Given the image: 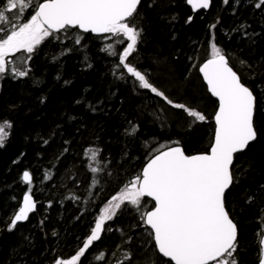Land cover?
<instances>
[{
    "label": "trees",
    "instance_id": "obj_1",
    "mask_svg": "<svg viewBox=\"0 0 264 264\" xmlns=\"http://www.w3.org/2000/svg\"><path fill=\"white\" fill-rule=\"evenodd\" d=\"M256 2L211 0L207 10L194 12L187 0H141L130 21L140 36L126 63L205 121L192 123L184 109L140 88L119 64L127 45L119 35L111 43L68 29L45 38L33 53L5 57L0 123L11 127L0 146V264L71 260L111 198L150 157L173 145L186 155L207 151L216 102L197 68L212 58V45L255 97L257 139L234 156L226 209L238 229L236 264L258 263L264 230V7L255 8ZM6 3L0 0V7ZM6 14L18 26L34 11L18 5ZM20 70L27 74L19 76ZM24 171L31 183L23 182ZM26 192L36 202L35 212L9 230ZM144 203L149 210L151 202ZM104 228L76 264H144L149 258L170 264L157 254L140 213L127 202Z\"/></svg>",
    "mask_w": 264,
    "mask_h": 264
},
{
    "label": "snow or ice",
    "instance_id": "obj_2",
    "mask_svg": "<svg viewBox=\"0 0 264 264\" xmlns=\"http://www.w3.org/2000/svg\"><path fill=\"white\" fill-rule=\"evenodd\" d=\"M140 3L141 0H7L0 7V32L3 33L0 35V73L6 71L5 57L21 50L33 53L36 46L53 33L78 28L97 34H122L128 43L118 54L119 64L138 81V86L150 90L172 107L184 109L189 117L194 118L192 123L205 121V115L184 104L173 103L150 83L144 73L126 63L140 36L139 30L130 22ZM187 3L196 11L208 9L211 0H187ZM224 3L227 4L228 0ZM18 5L22 9L32 8L34 14L17 26L6 13L13 12ZM254 7H264V0H258ZM188 20L190 22L192 17ZM8 25L13 28L10 33ZM76 43H80L79 36ZM106 47L113 46L109 44ZM110 55L117 53L113 51ZM199 71L207 82L208 91L219 102L214 116V140L209 151L186 155L181 147H169L150 158L141 173L111 198L83 247L63 264H76L85 250L100 239L101 231L107 230L104 222L111 220L126 202L140 213L143 223L151 230L149 235L155 242L156 252L167 258L170 264H209L210 261L236 264L233 253L238 229L226 209V191L235 179L231 172L234 154L245 150L250 142L257 139L255 97L215 45H212V58L200 65ZM17 74L23 77L27 73L20 70ZM6 127H11L8 121L0 123V146L8 135ZM135 131L133 127L129 134ZM92 158L95 159V153ZM91 171L97 172V169L92 168ZM22 179L26 184L32 181L28 171L23 172ZM144 198L154 201L150 210H147ZM34 208L32 197L26 192L23 206L14 212L9 230L18 222L26 221ZM259 236L264 248V230ZM125 259L130 261L132 258L126 255ZM144 264H155V261L149 258ZM260 264H264V252Z\"/></svg>",
    "mask_w": 264,
    "mask_h": 264
},
{
    "label": "water",
    "instance_id": "obj_3",
    "mask_svg": "<svg viewBox=\"0 0 264 264\" xmlns=\"http://www.w3.org/2000/svg\"><path fill=\"white\" fill-rule=\"evenodd\" d=\"M190 7H191V9L193 10V8H192V6L190 5ZM202 10H207V9H198V10H196V11H194V12H198V11H202ZM71 29V28H70ZM76 30L78 31V32H80V33H83V34H89V35H91V36H93V37H102L103 35H105V33H100V34H97V33H91V32H83L82 30H80V29H78V28H76ZM211 59V58H210ZM207 61V60H206ZM206 61H204L203 63H205ZM202 63V64H203ZM201 64V65H202ZM200 66V65H199ZM199 66H198V68H197V73H198V75H199V77H200V79H201V81H202V84L204 85V87H205V89H206V92H207V94L209 95V97L210 98H212L215 102H216V110H215V113H216V111H217V109H218V104H219V102H218V99L216 98V97H213L212 95H211V93L208 91V86H207V82L203 79V75H202V73H200V71H199ZM230 67V66H229ZM234 71V70H233ZM215 113H214V116H215ZM214 116H213V119H212V122H213V125H214V132H215V120H214ZM213 140H214V136H213ZM213 140H212V142H213ZM253 142V141H252ZM252 142H250L249 143V145L252 143ZM171 147H180V146H171ZM169 148V147H168ZM168 148H166V149H164V150H161V151H166ZM247 148V147H246ZM210 149V148H209ZM161 151H159V152H161ZM209 151V150H208ZM207 151V152H208ZM245 150H243V151H241V152H238V153H235L234 154V156H236L237 154H240V153H242V152H244ZM159 152H157L156 154H154L153 156H155V155H157V154H159ZM206 152V153H207ZM199 154H201V153H199ZM195 155V154H194ZM152 156V157H153ZM151 157V158H152ZM149 161V160H148ZM147 161V162H148ZM146 162V163H147ZM145 163V164H146ZM144 164V165H145ZM144 165H143V167H144ZM143 167L141 168V171H142V169H143ZM231 168H232V166H231ZM141 171H140V173H141ZM23 176V175H22ZM228 191V190H227ZM226 191V192H227ZM29 195H31L30 193H29ZM23 197H24V195L21 197V201H20V204H19V207H18V209H17V211L19 210V208L20 207H22L23 206ZM31 197H32V195H31ZM144 199H146V200H148V201H150L151 202V204H152V206L154 205V201H151V198H144ZM32 200H33V202H34V204H35V208H34V210L31 212V213H29V216L31 215V214H33L34 212H35V209H36V202H35V200H34V198L32 197ZM14 218V215H13V217H12V219ZM27 221V220H26ZM26 221H21V222H18L17 223V225H19V224H23V223H25ZM144 224V223H143ZM144 227L147 229V230H149V232H151V230H150V228H148L145 224H144ZM153 240V239H152ZM153 243H154V247H155V242H154V240H153ZM259 250H260V256H259V260H258V263L257 264H260V259H261V257H262V252H264V248H262V246H261V244H260V238H259ZM158 255H159V253H157ZM160 256V255H159ZM161 257V256H160ZM162 259H164V260H167V258H163V257H161ZM168 261V260H167ZM169 262V261H168ZM170 263V262H169ZM213 263H215V261H210L209 262V264H213Z\"/></svg>",
    "mask_w": 264,
    "mask_h": 264
},
{
    "label": "bare ground",
    "instance_id": "obj_4",
    "mask_svg": "<svg viewBox=\"0 0 264 264\" xmlns=\"http://www.w3.org/2000/svg\"><path fill=\"white\" fill-rule=\"evenodd\" d=\"M53 34H54V33H53ZM82 34H83V33H82ZM107 34H108V33H105V35H103L102 37H95V38H102L103 40H105V37H106ZM85 35H89V34H85ZM90 36H91V35H90ZM92 37H93V36H92ZM115 38H116V37H115ZM115 38H112V40H109V39H108V40H106V41H108V42L111 41V43H113V42L115 41ZM208 59H210V58H208ZM208 59H206V60H208ZM206 60H205V61H206ZM202 63H203V62H202ZM202 63H201V64H202ZM213 136H214V125H213V130H212V140H213ZM254 141H255V140H254ZM254 141H253V142H254ZM211 144H212V142H211ZM173 146H177V145H173ZM210 146H211V145H210ZM210 146L208 147L207 151L209 150ZM207 151H206V152H207ZM206 152H204V153H206ZM150 158H151V157H150ZM150 158H149V159H150ZM149 159H148V160H149ZM148 160H147V161H148ZM147 161H146V162H147ZM146 162H145V163H146ZM145 163H144V164H145ZM142 167H143V166H142ZM22 175H23V174H22ZM23 182H24V181H23ZM24 183H25V182H24ZM25 184H26V183H25ZM149 210H150V209H149ZM258 247H259V241H258ZM259 256H260V250H259ZM213 264H214V263H213Z\"/></svg>",
    "mask_w": 264,
    "mask_h": 264
},
{
    "label": "rangeland",
    "instance_id": "obj_5",
    "mask_svg": "<svg viewBox=\"0 0 264 264\" xmlns=\"http://www.w3.org/2000/svg\"><path fill=\"white\" fill-rule=\"evenodd\" d=\"M120 37H122L121 39H126L125 37H123V35L121 34V35H119ZM116 36H113L111 33H108L107 35H106V37H105V40H112V38H115ZM123 39V40H124ZM126 42L128 43V41L126 40Z\"/></svg>",
    "mask_w": 264,
    "mask_h": 264
}]
</instances>
